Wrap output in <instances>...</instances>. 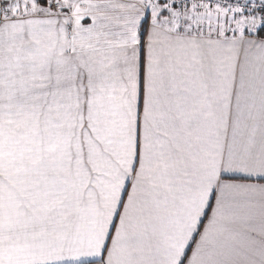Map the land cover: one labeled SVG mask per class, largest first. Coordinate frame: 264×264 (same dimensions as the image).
<instances>
[{
	"label": "snow or ice",
	"instance_id": "1",
	"mask_svg": "<svg viewBox=\"0 0 264 264\" xmlns=\"http://www.w3.org/2000/svg\"><path fill=\"white\" fill-rule=\"evenodd\" d=\"M0 264H264V0H0Z\"/></svg>",
	"mask_w": 264,
	"mask_h": 264
}]
</instances>
